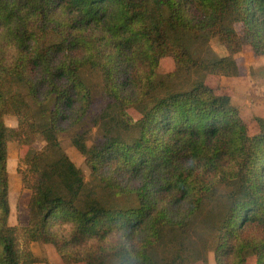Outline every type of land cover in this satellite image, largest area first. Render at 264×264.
I'll use <instances>...</instances> for the list:
<instances>
[{
	"label": "trees",
	"instance_id": "1",
	"mask_svg": "<svg viewBox=\"0 0 264 264\" xmlns=\"http://www.w3.org/2000/svg\"><path fill=\"white\" fill-rule=\"evenodd\" d=\"M245 45L264 55V0H0V264L42 262L22 238L68 263L193 264L213 248L217 264H264V118L252 134L205 80L238 75ZM11 141L32 147L26 227L9 223Z\"/></svg>",
	"mask_w": 264,
	"mask_h": 264
},
{
	"label": "rangeland",
	"instance_id": "2",
	"mask_svg": "<svg viewBox=\"0 0 264 264\" xmlns=\"http://www.w3.org/2000/svg\"><path fill=\"white\" fill-rule=\"evenodd\" d=\"M238 30L242 29L240 24L236 25ZM212 49L220 56L228 54L227 49L220 43L218 37H213L210 41ZM239 72L236 76L208 75L206 83L214 88L218 94H228L232 103L240 110L242 117L245 119L252 134L260 132V126L257 118H264V55H257L250 45H245L241 52L235 55ZM175 70V63L172 58L166 57L161 60L158 68L160 74H166ZM130 112L139 117V113L135 109ZM6 124L11 127L18 125V118L9 114L5 117ZM73 133L60 134V140L65 151L76 165L82 170L85 177L91 178V169L86 162V157L73 145ZM97 131L94 130L92 136L88 140L91 145L96 136ZM45 145L42 138H38L33 148L40 149ZM32 147L11 141L9 143L8 170L10 174V191L9 201L11 213L9 223L12 226L26 227L30 224V200L31 190L23 186L22 174L19 169H25L24 159L31 151ZM22 243L28 247L36 256L42 259L37 264H86L85 262L68 263L53 243L43 241H27L22 238ZM24 246V245H23ZM193 264H217L215 251L211 248L208 251L207 262L198 261ZM248 264H256V257H250Z\"/></svg>",
	"mask_w": 264,
	"mask_h": 264
}]
</instances>
